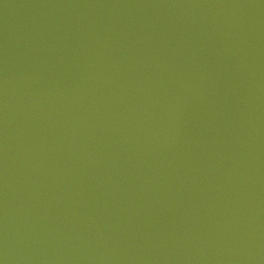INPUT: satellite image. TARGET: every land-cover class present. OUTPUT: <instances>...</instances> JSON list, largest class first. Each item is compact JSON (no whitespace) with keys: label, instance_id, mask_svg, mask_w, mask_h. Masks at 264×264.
<instances>
[{"label":"water","instance_id":"water-1","mask_svg":"<svg viewBox=\"0 0 264 264\" xmlns=\"http://www.w3.org/2000/svg\"><path fill=\"white\" fill-rule=\"evenodd\" d=\"M2 264H264V0H0Z\"/></svg>","mask_w":264,"mask_h":264},{"label":"snow or ice","instance_id":"snow-or-ice-1","mask_svg":"<svg viewBox=\"0 0 264 264\" xmlns=\"http://www.w3.org/2000/svg\"><path fill=\"white\" fill-rule=\"evenodd\" d=\"M0 264H2V262H0Z\"/></svg>","mask_w":264,"mask_h":264}]
</instances>
